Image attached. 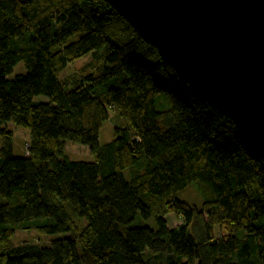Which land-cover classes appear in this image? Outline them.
<instances>
[{"label":"trees","instance_id":"obj_1","mask_svg":"<svg viewBox=\"0 0 264 264\" xmlns=\"http://www.w3.org/2000/svg\"><path fill=\"white\" fill-rule=\"evenodd\" d=\"M0 264H264L262 157L106 0H0Z\"/></svg>","mask_w":264,"mask_h":264},{"label":"water","instance_id":"obj_2","mask_svg":"<svg viewBox=\"0 0 264 264\" xmlns=\"http://www.w3.org/2000/svg\"><path fill=\"white\" fill-rule=\"evenodd\" d=\"M264 161V0H106Z\"/></svg>","mask_w":264,"mask_h":264},{"label":"rangeland","instance_id":"obj_3","mask_svg":"<svg viewBox=\"0 0 264 264\" xmlns=\"http://www.w3.org/2000/svg\"><path fill=\"white\" fill-rule=\"evenodd\" d=\"M89 56H85L75 62V64L72 66V68H69V70H66L67 74L69 72H74L77 69L81 68L83 65L88 63ZM26 69L22 63L17 64L10 74L9 78L12 79L16 75H23L26 74ZM63 74V75H64ZM38 102H46L47 99L45 97L39 96L35 99ZM115 111L110 112V118L113 117ZM115 122L112 123L111 120H108L104 126L102 127L100 133H99V142L100 144H105L110 142L113 139V131H114ZM8 129L13 134L12 139V146H13V154L15 157H22L25 155L26 150V144L29 142L30 134L27 129H24L22 127L15 126L13 123L8 124ZM67 154L73 158L74 161H84L89 162L92 160L89 150L82 145L78 144H67L66 147ZM180 223L178 218H175L174 216L168 217V224L169 227L173 228L176 225ZM61 236L59 235H43L38 234L36 232H17L14 237V243H22V242H32L36 244H46L47 242L53 241Z\"/></svg>","mask_w":264,"mask_h":264}]
</instances>
